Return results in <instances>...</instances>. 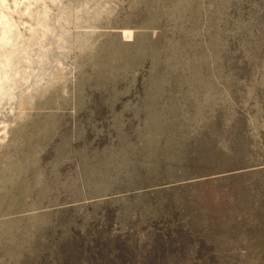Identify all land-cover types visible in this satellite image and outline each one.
<instances>
[{"label":"rangeland","instance_id":"rangeland-1","mask_svg":"<svg viewBox=\"0 0 264 264\" xmlns=\"http://www.w3.org/2000/svg\"><path fill=\"white\" fill-rule=\"evenodd\" d=\"M2 17L0 264H264V0Z\"/></svg>","mask_w":264,"mask_h":264},{"label":"bare ground","instance_id":"bare-ground-1","mask_svg":"<svg viewBox=\"0 0 264 264\" xmlns=\"http://www.w3.org/2000/svg\"><path fill=\"white\" fill-rule=\"evenodd\" d=\"M3 19H1L0 23H1V30H0V48H2V46L4 44H6L7 40H8V34H9V24L7 22V20H4V17H2ZM4 20V21H3ZM10 36V35H9ZM11 39V37L9 38ZM5 47V46H4ZM3 49V48H2ZM2 64V62H0V65ZM3 69V68H2ZM1 69V70H2ZM1 77V76H0Z\"/></svg>","mask_w":264,"mask_h":264}]
</instances>
